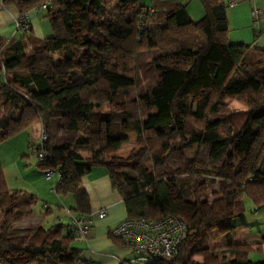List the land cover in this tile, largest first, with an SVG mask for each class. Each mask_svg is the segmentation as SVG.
Returning <instances> with one entry per match:
<instances>
[{
    "label": "trees",
    "instance_id": "trees-1",
    "mask_svg": "<svg viewBox=\"0 0 264 264\" xmlns=\"http://www.w3.org/2000/svg\"><path fill=\"white\" fill-rule=\"evenodd\" d=\"M199 1L204 16L194 21L176 0H3L21 20L46 4L52 34H28L27 19L23 39L0 38V144L39 122L46 140L32 152H43L44 173H61L55 192L74 199L77 218L91 215L81 190L89 166L107 169L128 218L180 217L194 197L178 257L153 264H190L187 246L201 233L215 239L225 224L221 249L201 241L192 254L207 264H262L232 221L244 199L264 209V50L231 43L227 5ZM157 104L167 113L150 116ZM127 129L140 146L122 159ZM201 184L219 187L204 206ZM36 200L6 186L0 163V264H86L71 223L17 233Z\"/></svg>",
    "mask_w": 264,
    "mask_h": 264
},
{
    "label": "crops",
    "instance_id": "crops-1",
    "mask_svg": "<svg viewBox=\"0 0 264 264\" xmlns=\"http://www.w3.org/2000/svg\"><path fill=\"white\" fill-rule=\"evenodd\" d=\"M176 1L186 5L188 14L192 20L198 21L203 18L204 10L199 0ZM220 1L227 5L228 37L230 42L234 44H250L252 47L264 50V17L257 24L254 23L252 17V11L255 7L264 9V0ZM2 2L3 0H0V38L5 40L23 39L25 34L18 31L16 27V18L19 16L18 10L13 6H4ZM141 2L143 5L149 6L151 0H141ZM46 15L47 11L38 7L28 12L29 31L32 30L34 33H37L38 29L40 32L43 30L45 36L42 37V39L52 34L51 26L47 24L48 19ZM19 33L21 34V39L18 36ZM36 124H38L40 137L42 127L39 122ZM122 150L123 146L117 152V155L125 157L122 154ZM81 190L86 192L90 199L91 229L87 238L77 237L72 246L82 251L81 258L86 264H133L134 256L130 249L126 247L122 241L111 238V228L128 218V214L122 197L112 187L107 169L104 167H87L81 179ZM218 196L219 191L217 189L210 197V201ZM61 197L63 196H58L59 202L56 203L57 211L53 209V207L46 205L45 213L40 214L39 217H36L34 213L33 219L38 220V225L41 224L43 227L47 228L57 223H71V217L74 214L70 209L75 204L74 199L71 196H67L66 198H69V203L65 206L62 205ZM249 201L248 199H244L245 207L247 204H250V209L247 207L246 211L249 210V212H251L252 209H254V212H258L260 209L252 202L248 203ZM102 209L106 210V214L103 218H99L97 214ZM261 219L264 222L263 214ZM232 224L236 227L235 231L238 236V241L249 244L252 251L257 250L258 246L262 245V254L264 256V230L259 232L258 238L253 236L255 239H248L243 235L244 230H248L249 227L246 222L239 224V220L236 218L232 221ZM228 229L229 227L227 224H225L223 228L218 229L216 232L219 236L218 239H223ZM220 230H222V234ZM207 261L208 259H205L201 261V263L207 264ZM259 262L264 264V260Z\"/></svg>",
    "mask_w": 264,
    "mask_h": 264
},
{
    "label": "rangeland",
    "instance_id": "rangeland-1",
    "mask_svg": "<svg viewBox=\"0 0 264 264\" xmlns=\"http://www.w3.org/2000/svg\"><path fill=\"white\" fill-rule=\"evenodd\" d=\"M49 25V21L47 22ZM37 33L34 31H29L28 34L34 35L36 37H44L45 33L37 30ZM18 36L21 39V34L19 33ZM163 103V102H159ZM232 107L236 109H244L245 106L237 101L232 100ZM167 113V110L162 109L157 104L150 111L149 115H155L157 113ZM130 134L129 140L123 145L122 154L125 157L119 156L122 159H127L130 154L135 150H138L139 144L136 141V137L134 134L131 133L130 130L127 129ZM42 135V132L40 133ZM39 143V128L38 124H33L27 130L23 131L21 134L13 137L11 140L3 141L0 144V163L4 171L5 182L6 186L12 191H23L29 194L34 195L37 200L33 204V210L36 217H39L40 214L45 213L46 205L53 207L56 209V203L59 202L58 196L55 192V188L57 185V177L53 176L50 179H47L44 170L39 167V158L37 153L32 152V147ZM196 148V146H194ZM109 152V150H107ZM195 152H189V156H194ZM219 191L218 184H214L212 186H207L206 184H201L198 186L195 197L197 201L201 205H205L210 202V197L214 193L215 190ZM195 198L193 197L191 200H185L181 210V218L189 219L193 215L194 207L193 201ZM213 199H211L212 201ZM249 201V200H248ZM62 205L69 203V198L61 197ZM60 202V203H61ZM248 203H251L249 201ZM68 205V204H67ZM250 209V204L246 205ZM253 207V206H252ZM262 214L264 215V209L258 210V212H254L252 209L251 212L247 210L245 214H243L239 220V224L242 222H246L249 225L248 230H244L243 235L248 239H255L258 238L259 232L264 230V222L261 219ZM38 220L32 218H28L24 221H21L14 225L15 230L17 233H26L28 227H34L37 225ZM185 222V221H184ZM221 234L223 233L220 230ZM217 232V231H216ZM253 236L255 238H253ZM205 233H201L192 243H190L185 252L184 257L185 259H191L193 264H202L201 261L208 259L207 256L202 255H193L192 251L198 247V244L202 241L205 246L213 247L217 246L216 251L221 249L222 247V240L218 239L219 236L216 233L215 239H205ZM207 257V258H206ZM249 258L253 262H259L264 260V256L262 251L253 250ZM192 262L190 264H192ZM133 264H144L138 261H134Z\"/></svg>",
    "mask_w": 264,
    "mask_h": 264
},
{
    "label": "built area",
    "instance_id": "built-area-1",
    "mask_svg": "<svg viewBox=\"0 0 264 264\" xmlns=\"http://www.w3.org/2000/svg\"><path fill=\"white\" fill-rule=\"evenodd\" d=\"M40 9H47L44 4ZM254 23H259L264 17V9L255 7L252 11ZM28 15L16 18L17 30L26 33L29 30L27 23ZM25 20V23H23ZM46 140L42 132L41 144ZM43 152L38 153V158L43 159ZM45 176L50 179L56 176L58 181L61 173L55 169L45 170ZM106 210L102 209L97 216L103 218ZM90 219L71 217V224L74 226L73 234L79 237L87 238L90 233ZM112 237L120 239L123 244L130 249L134 256V261L144 264H153L156 261L169 262L178 257L180 246L186 237L187 229L184 220L179 216H167L158 220L132 219L126 218L110 230Z\"/></svg>",
    "mask_w": 264,
    "mask_h": 264
}]
</instances>
